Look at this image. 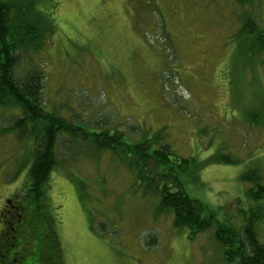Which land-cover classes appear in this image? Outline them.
Instances as JSON below:
<instances>
[{
    "label": "rangeland",
    "instance_id": "obj_1",
    "mask_svg": "<svg viewBox=\"0 0 264 264\" xmlns=\"http://www.w3.org/2000/svg\"><path fill=\"white\" fill-rule=\"evenodd\" d=\"M250 1L264 30V0ZM37 8L55 32L16 71L43 73L45 111L126 143L152 140L172 156L171 169L147 159L138 177L134 157L60 138L35 203L27 192L32 139L8 131L14 113L0 108V212L5 205L11 221L21 218L23 264H238L223 260L214 227L190 240L171 213L159 212L156 190L176 192L173 178L218 225L237 229L258 215L264 244V199L245 195L254 175L264 185V127L249 121L264 116V70L251 71L230 40L238 2L37 0Z\"/></svg>",
    "mask_w": 264,
    "mask_h": 264
},
{
    "label": "trees",
    "instance_id": "obj_2",
    "mask_svg": "<svg viewBox=\"0 0 264 264\" xmlns=\"http://www.w3.org/2000/svg\"><path fill=\"white\" fill-rule=\"evenodd\" d=\"M236 1L243 10L236 16L238 29L230 38L232 43L236 44V55L247 62L246 65L251 71L256 66L264 70L262 17L259 13L252 15L251 9L248 8V6L252 8V1ZM54 32L52 17L37 8V0H0V108H10L14 113L8 131L16 133L18 139H32L33 149L28 164L27 192L32 195L33 202L41 201L43 192L46 191L43 187L57 166L56 147L60 138L89 139L99 150L121 152L119 156L121 160L124 155L132 156L137 161H141L138 177L143 176L141 175L145 170L143 164L147 159L155 160L157 169L161 167L171 169L169 158L172 153L168 146L152 148L156 142L146 139L126 143L121 134H110L108 131L89 132L85 125L70 124L57 115L45 111L41 98L43 73L37 66L20 73H17L16 69L22 56L41 50L46 38ZM261 106L264 110L263 101ZM249 121L252 125L264 127V116L258 118L256 114L250 115ZM220 160L223 163L232 162L225 157ZM188 162L182 160L177 167L183 168ZM127 165L131 164L127 163ZM167 177L170 179L171 175ZM259 177V175L253 176L251 181L254 187L245 192L246 197L252 200L264 199V185L260 183ZM173 180L176 183V192H170L167 185L156 191L160 195L158 210L160 213L172 214L174 227L183 229L190 240L214 227L213 237L221 246L222 257L226 263L237 261L238 264H264V244L258 240L254 228L259 222L258 215L251 216L237 229L230 225H218L207 207L199 200L187 196L178 180L176 178ZM18 215L15 214V218H18ZM9 237L8 234L1 236L0 254L4 249L12 246Z\"/></svg>",
    "mask_w": 264,
    "mask_h": 264
},
{
    "label": "flooded vegetation",
    "instance_id": "obj_3",
    "mask_svg": "<svg viewBox=\"0 0 264 264\" xmlns=\"http://www.w3.org/2000/svg\"><path fill=\"white\" fill-rule=\"evenodd\" d=\"M4 203L7 205L10 203L9 200H5ZM20 208V207H18ZM15 211H18L17 207L14 209ZM11 211L4 205V208L2 209V212H0V236L8 234L9 237V243L12 242L11 247H15L16 249H13L12 252H9L12 248L4 249L3 252L0 254V264H23L24 263V257L23 254L19 252L18 249L22 248L20 245V238L23 233L21 231L23 227H20V221L21 218L18 215V218L13 222L10 219ZM2 246L0 245V248ZM14 252V254H12Z\"/></svg>",
    "mask_w": 264,
    "mask_h": 264
}]
</instances>
